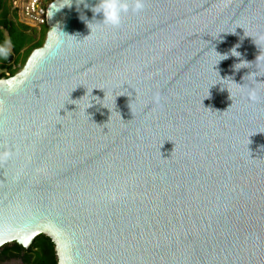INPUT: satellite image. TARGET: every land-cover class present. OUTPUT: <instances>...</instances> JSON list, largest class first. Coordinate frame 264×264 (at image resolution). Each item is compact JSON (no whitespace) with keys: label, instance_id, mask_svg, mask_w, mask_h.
<instances>
[{"label":"water","instance_id":"obj_1","mask_svg":"<svg viewBox=\"0 0 264 264\" xmlns=\"http://www.w3.org/2000/svg\"><path fill=\"white\" fill-rule=\"evenodd\" d=\"M98 3L50 2L0 78V248L264 264V0H146L118 28Z\"/></svg>","mask_w":264,"mask_h":264},{"label":"trees","instance_id":"obj_2","mask_svg":"<svg viewBox=\"0 0 264 264\" xmlns=\"http://www.w3.org/2000/svg\"><path fill=\"white\" fill-rule=\"evenodd\" d=\"M46 25L40 31L30 28L17 20L10 0H0V48L6 50L0 54V78L14 75L21 69L29 54L42 45L46 34ZM11 61H8L9 56ZM17 258L22 264H56L54 244L49 237L39 234L28 249L16 242L2 245L0 264Z\"/></svg>","mask_w":264,"mask_h":264},{"label":"clouds","instance_id":"obj_3","mask_svg":"<svg viewBox=\"0 0 264 264\" xmlns=\"http://www.w3.org/2000/svg\"><path fill=\"white\" fill-rule=\"evenodd\" d=\"M145 5L146 0H99V3L91 10L94 14H103V25L118 28L122 24L123 17L128 14L129 11L140 13L144 10ZM5 52V49L0 48V54H4ZM232 54L239 55L235 49L232 50ZM225 58L227 57L225 56ZM249 95L253 101L256 100L257 97L255 91L250 92ZM156 102H159L158 97Z\"/></svg>","mask_w":264,"mask_h":264},{"label":"built area","instance_id":"obj_4","mask_svg":"<svg viewBox=\"0 0 264 264\" xmlns=\"http://www.w3.org/2000/svg\"><path fill=\"white\" fill-rule=\"evenodd\" d=\"M52 1L54 0H10V7L20 23L40 31L46 25V7Z\"/></svg>","mask_w":264,"mask_h":264},{"label":"rangeland","instance_id":"obj_5","mask_svg":"<svg viewBox=\"0 0 264 264\" xmlns=\"http://www.w3.org/2000/svg\"><path fill=\"white\" fill-rule=\"evenodd\" d=\"M11 59H12V58H11ZM10 61H11V60H10ZM6 76H8V75H6ZM2 264H22V263H21L20 260L17 259V258H11V259H8V260L2 262Z\"/></svg>","mask_w":264,"mask_h":264}]
</instances>
